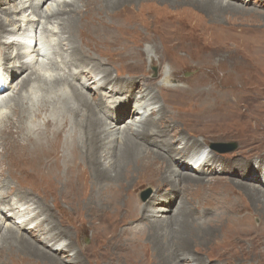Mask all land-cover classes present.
Returning <instances> with one entry per match:
<instances>
[{"label": "rangeland", "instance_id": "obj_1", "mask_svg": "<svg viewBox=\"0 0 264 264\" xmlns=\"http://www.w3.org/2000/svg\"><path fill=\"white\" fill-rule=\"evenodd\" d=\"M201 1L203 0L175 3L168 0H137L119 6L113 12H107L103 7H99L101 2L81 0V3L76 4L80 10L76 18L78 20L81 18L83 26L79 29L74 28L76 31L70 35L75 43V51L79 52L83 46L87 48L83 49L85 58H93L95 52L107 54L111 60L120 55L116 62L110 61L111 63L106 64L114 78L122 77L123 73V77L131 78L133 81L129 84L135 85L137 80L134 78L143 74L142 77L147 79L146 85L149 90L152 91V88L154 90L146 99L151 100L154 93L157 97L153 102L156 100L158 105L161 103L171 111L164 112L160 125L171 119L176 129L166 123L165 126L168 130H173L175 136L172 138L178 140L179 144L182 139H188L187 141L190 142L192 136L200 139L204 137L206 144L200 143L202 146L200 149L207 148L211 143L208 148L217 152L215 159L220 160L225 167L222 173L205 174L198 184L192 186L173 183L174 186L164 181V176L169 174L164 160L167 157H159L155 159L153 168L163 169L166 173L158 174L155 170L146 169L142 164H130L124 169V176L119 183L104 178L102 182L105 184L100 189V184L98 186L94 182L99 179L90 164L91 167H87V171L81 167L82 172L75 175L70 174L66 167L61 168L62 171L59 170L61 173L58 175L61 176V180L55 178L56 183H52L51 179L50 181L39 177V173H43L42 168L24 162L25 154L21 155V147L17 143L22 140L23 143L32 144L30 135H27L26 125L32 113L40 116V111L35 109L34 103H26L28 107L25 111L26 116H22L17 124L14 123L9 132H4L2 138L0 136V164L5 168L3 176L6 185L11 186V190L16 193L26 194L23 199L28 198L33 191L40 200L44 201L41 204L42 208H37L41 216L39 220L43 216L46 220L43 224L40 223L43 239L39 240L32 236L34 241L51 253L53 252L50 248L45 249L47 246L42 242L47 239L46 232L62 236L72 243L70 249H65L63 252L66 258L54 255L61 259L62 264H197L196 259H199L200 264L233 262L264 264V202L262 201L264 181L256 182L255 178L253 179L252 186L259 185L262 189V191L255 189L258 192L253 197L248 192L249 188L242 186L243 178L238 175L243 174L250 162L257 165L260 163L257 166L259 168H256L258 174L255 175L260 176L264 170L262 167L264 164V0H239L238 3L231 0L234 8L218 10H211L204 1L203 3ZM72 19L73 17H68V21ZM140 36L141 38H138ZM105 44L107 46H104ZM124 50L129 52L128 58L120 53ZM11 53L14 56L16 51L12 50ZM96 56L102 60L99 55ZM136 60L139 63L137 65ZM78 62L79 59L76 64ZM112 62L116 63L118 69ZM25 71L17 77V83L30 72L28 69ZM170 71H173L174 77L169 84L185 83V89L164 85L159 89L156 88L155 83L160 85L164 75ZM135 90L136 92L130 95L134 96L137 91L141 94L138 85ZM187 93L191 95L186 98ZM168 97L171 98L170 100L175 97L174 105L181 113L187 111L186 115L191 116L190 113L193 111L194 116L200 117L207 123L189 120L185 115L178 117L172 110V104L168 103L166 99ZM136 101L137 96L134 97L133 103ZM14 104H17V100ZM59 106L55 108L54 114L48 115L45 119L54 120L61 116L62 107L65 105H61L60 102ZM129 109H132V106ZM11 117V114L7 117L6 125L2 130H6L10 125ZM68 117L71 120L74 118L71 113ZM18 118L19 115L16 120ZM128 119L130 118L124 119L123 123ZM58 120L60 119L54 122ZM38 121L41 125L36 127L37 137L42 131H45L47 137H51V127L47 124L42 125L43 118ZM155 122L157 121L154 119L150 123H145L153 126ZM59 124L61 136L75 139L76 130L70 128L71 125H62L61 121ZM40 126H46V129L42 130ZM150 128L148 126L147 131ZM144 137L146 136L140 135L141 139ZM60 139L56 138L55 148L63 147L66 143ZM230 142L237 144L235 150L219 151L228 147ZM2 145L5 148H2ZM146 146H144L145 150L151 147ZM12 156L15 158L13 159ZM43 157L46 159L45 150ZM14 160H18L21 170L32 174L35 179L39 178L32 182L30 189L18 182V177L12 173ZM176 167L172 166L169 170ZM188 167L183 172L192 173L191 165ZM8 174L11 175V181L6 180ZM66 174L72 176L67 177ZM161 186L164 187L159 188L157 192L159 195L163 192L167 196H176L172 211L165 218L149 216L145 218L142 214L138 215L134 212L129 199L134 202L135 196L139 202H135L136 206L140 205L143 213L147 212V215H150L152 209L169 205L168 202L155 206L146 205L155 193L154 187ZM221 189L237 194V197L234 196L235 203L234 201L228 203L225 200V205L230 206L226 208L217 201L215 203L218 205L207 207L206 214L194 211L211 202L213 195L220 199ZM109 196L118 198L117 205L101 202L102 198ZM11 197L17 199L16 195ZM182 206L188 208L182 214L188 222L183 228L177 229L175 225H170V221L176 218ZM238 218L240 220L236 222ZM243 218H246L244 223H242ZM14 221L12 219L11 222L4 224H13ZM34 224H30L29 227ZM139 224L148 226L149 231L135 236L132 227ZM156 229L162 236L163 242L169 243L166 249L161 244V239L157 241L154 237L153 232ZM126 237L137 240L130 242L131 240H127ZM135 250L141 253L138 255L140 263L136 260L132 263L131 260L126 259L129 254L133 255ZM72 251L77 253V257H81L80 261L77 259L73 261L70 257ZM110 251L112 254L109 253ZM8 253L10 256L0 250V257L5 258L7 264H54L52 261H38L42 259L37 255L33 256L34 262L25 261L22 257L24 255L19 256L21 252L15 248L8 250Z\"/></svg>", "mask_w": 264, "mask_h": 264}, {"label": "bare ground", "instance_id": "obj_2", "mask_svg": "<svg viewBox=\"0 0 264 264\" xmlns=\"http://www.w3.org/2000/svg\"><path fill=\"white\" fill-rule=\"evenodd\" d=\"M95 1L98 3L101 2L99 7H103L107 12H113L119 6L122 7L130 1L137 2V0ZM168 1L182 3L193 0ZM203 1L207 4L208 8H211V10L226 8L231 9L235 7L232 1L237 3L239 2V0H230L231 2L227 0ZM203 1H201V3H203ZM77 3H81V0H0L1 138L4 132H9L11 130L10 128L14 123L17 124V122L23 118L22 116H26L25 111L28 108L26 103H34L36 105L35 109L40 111V116H36L32 113V115L28 118V124L26 125L27 135H30L32 144L23 143L22 140L17 143L21 147V155L25 154V157L23 158L24 162L27 164L30 162L32 166L37 165L38 168H42L43 173H39V177H44V179L46 178L49 180L51 179L53 181L52 183H56L55 178H58L59 181L61 180V176L59 177L58 175L64 167L68 169L70 174L75 175L82 172L81 167H84L87 171V167H91L90 164H92L94 173L96 174L97 179H99L94 182L97 183V185L100 184V186L98 185L100 189L103 188V185L105 184L102 182L104 178H110L119 183L122 176H124V169L130 164H142L146 169L152 171L155 170L158 174L164 172L166 173L167 171L169 174L164 176V181L171 184L174 183L175 185L184 184L186 186H192L198 184V182L203 179L202 177H204L205 174L209 175L213 173H222L225 167L221 164L220 160L215 159V153L217 152L208 148L211 143L207 148L200 149L202 147L200 146V143L204 145L206 144L204 137H201L202 139H200L197 136H192V138L189 139L190 142L187 141L188 139H182L180 141L181 144H179L178 140H174L172 138L175 136L173 135V130H168L165 126L167 124L171 128L174 127L176 129L175 124L171 123V119H168L167 122L160 125V122H162L164 117V112L171 111H169L161 103L158 105V101L155 100V102H153V100L157 97L154 93L151 100L146 99L152 92H154V90L153 88L151 89L152 91L149 90L146 85L147 79L142 77L143 74L139 77H135L134 79L137 80L136 84L131 85L129 83H132L133 81L131 78L129 79L123 77V73L122 77L117 76L118 78H114L112 73H109V68L106 67V64L110 61L116 62L120 57L119 54L121 52L126 56V58H128L130 55L128 51H120L118 54L119 56H117L118 58L116 57L113 60H111L107 54H99L97 52L94 53L93 58H85L83 50L87 49L85 46H83L82 49H79V52L75 51V43L73 39H71L70 34L76 31L74 28L79 29L83 26L81 18L79 20L76 18V16L80 13V10L76 5ZM131 14H133V12ZM69 16L73 17L72 21H68ZM63 22L64 26H62ZM101 34L108 33L101 32ZM138 38H141V36ZM104 46L107 45L105 44ZM12 50L16 51L14 56L13 53H11ZM80 52L81 54H79ZM96 54L99 55L102 60L99 59ZM78 59L79 62L76 64ZM115 62H112V64H114V67L117 68ZM137 64L139 63L136 60V65ZM26 69L30 70V72L17 83V77L26 72ZM172 75L173 71L165 74L160 85L155 83L156 88L159 89L161 85H164L166 87H183V89H185V83L169 84L174 77ZM22 83H24V85H22ZM136 85L140 87L141 94L137 91V93L132 96L130 93L136 92ZM161 94L163 96V93ZM189 95L191 94L187 93L186 98ZM136 96L137 101L133 103V99ZM175 97L173 100H170L171 98L169 97L166 99L169 104H172V110L178 117L185 115L189 120L207 123L200 117L194 116L193 111L190 113L191 116L186 115L187 111L181 113L179 108L174 105ZM181 97L182 95H180V98ZM15 100H17V104H14ZM60 102L61 105L63 104L65 106L62 107V114L60 112L61 116L54 119L60 120L56 123L53 119L46 120L45 118L48 115L54 114L55 108L59 106ZM131 106L132 109H129ZM69 113L74 116L72 120L68 117ZM10 114L12 116L10 119V125L6 128V130H2L6 125L5 121ZM18 115L19 118L16 120ZM108 117L111 118L109 119ZM41 118H43L42 125L47 124L51 127V137H47L45 135V131H42L41 135L37 137L36 134L38 132L36 127L41 125L38 121ZM126 118L130 119L126 120L124 124L123 120ZM151 119H155V121H157L153 124V126L148 124L152 121ZM160 119L161 121H159ZM59 121H61L62 125L69 124L71 125L70 128L76 130L75 139L72 140L68 136H61ZM148 126L151 128L147 131ZM39 128L45 130L46 126H40ZM48 131L50 130L48 129ZM140 135L146 137L141 139L142 137L140 138ZM56 138H61L60 140L66 142L63 147L55 148ZM3 145L2 148H5ZM149 145L151 147H149ZM144 146L149 148L145 150ZM197 148L200 150L198 149V151H193ZM44 150L46 151V159L43 157ZM12 157L13 159L15 158V156ZM159 157H167L164 158L166 171H163V169L153 168L156 162L155 159H158ZM259 164L257 165L256 163L253 164L250 162L243 174H238L239 177L243 178L242 180L244 182H241L242 186H244V188H249L250 191L248 190V192L249 194H252L253 197H255L258 192L255 189L262 191L261 186H252L254 185L251 184L253 179L255 178L256 182L264 181V170L260 176H257V169L259 168L257 166H259ZM190 165L191 170L193 169L191 171L192 173L183 172L184 169H188V166ZM99 166L102 167L100 168ZM172 166L177 167L175 169L173 168V170H169ZM262 167L264 168V164ZM11 169L12 173L18 177L17 181L24 184L29 189L31 188L30 186L33 181H36L37 179L39 180L38 177L35 179L32 174L21 170L18 166V160H14L13 168ZM4 171L5 168L0 164V250L9 255L10 253H8V250L15 248L21 252V255L19 256H22V254L24 255L22 257L25 258V261L29 260L31 262L33 261V256L37 255L42 259L38 261H52L54 264H62L60 258H66V255L63 252L65 249H70L72 245L71 241L64 239L62 236H55V234L46 232L47 239H44L42 242L47 246L45 249H48L49 247L50 251L54 254L44 250V246L34 241L35 239L33 237L39 240L43 239L40 223L42 222L43 224L46 220H44V216L39 220L41 216L37 208H42L41 204L44 203V201L40 200L39 196L35 195L33 191L26 199H23L24 196L26 197V194H20L12 191V187H8L4 181ZM255 173L257 174L255 175ZM68 176L72 175H67V177ZM7 177L6 180H12L10 174H8ZM67 177H65V180ZM177 177L179 178L176 179ZM247 177L249 179L248 181ZM163 187L164 186L154 187L155 193H153L146 205L155 206L166 202H168L169 205L166 204V207L161 206L155 210L152 209V211H150V215H147V212L143 213L144 211L141 210L140 205L136 206L135 202H139L136 200V196L134 195V202L129 199L134 212H137L138 215L142 214L145 218L148 216L165 218L167 214L172 211V205L175 202L174 199H176V196H167L163 192L159 195L157 192H159V188ZM262 187H264V185ZM219 192L220 199H218L216 195H213L214 198L211 202L205 203V206L202 205L194 211L201 214L204 212V214H206L207 207L217 204L215 203L217 201H220L221 205L226 208H229L230 206L225 205V200L228 203L233 201L235 203L234 196L237 197V194L231 191H229V193L224 190ZM33 194L35 197H33ZM12 195H16L17 199L12 198ZM181 198H183L182 193ZM117 199L118 198L115 196H109L102 198L101 202H108L110 204L117 205ZM262 201L264 202V197ZM180 209V211L177 210L179 211V214L176 213V218L170 221V225H175L177 229L183 228L188 222V219L182 216L188 208L182 206ZM237 212L241 213L239 211ZM12 219L15 220L13 224H4L8 221L11 222ZM238 220L240 219H236V222H238ZM245 220L246 218H243L242 223H244ZM33 223L35 224L30 228L29 225ZM147 227L148 226H141L139 224V226L132 227V230L134 235L138 236L137 234H146L149 231V227ZM157 230L158 229L153 232V235L157 241L161 239V244L165 247L164 249H166L169 243L165 244L163 242V238ZM126 239L131 240L130 242L137 240V238L133 239L132 237H126ZM109 243L111 245V240ZM125 245L127 246V244ZM56 250L61 252L59 253ZM109 253L112 254L111 251ZM56 254L60 256L59 259L54 256ZM76 254L72 251L70 257H72L73 261L75 259L80 261L81 257H77ZM138 255H141V253L135 250L133 255L129 254L126 259L128 261L131 260L132 263L135 260L140 263ZM68 259L70 260V258ZM191 260H194V258H191ZM196 260L198 262L197 264L201 263L199 259ZM6 262L5 258L0 257V264H7L8 262ZM226 264L239 263L233 262Z\"/></svg>", "mask_w": 264, "mask_h": 264}, {"label": "water", "instance_id": "obj_3", "mask_svg": "<svg viewBox=\"0 0 264 264\" xmlns=\"http://www.w3.org/2000/svg\"><path fill=\"white\" fill-rule=\"evenodd\" d=\"M236 146H237V144L236 143H229L228 144V147L227 148H224V149H219L221 152H229V151H233V150H235V148H236ZM145 196H146V194H145Z\"/></svg>", "mask_w": 264, "mask_h": 264}]
</instances>
